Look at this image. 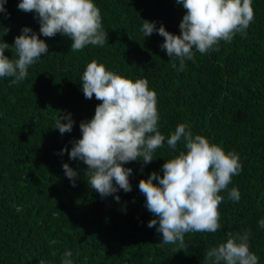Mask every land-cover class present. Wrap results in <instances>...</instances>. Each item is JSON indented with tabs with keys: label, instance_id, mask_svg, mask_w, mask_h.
Wrapping results in <instances>:
<instances>
[{
	"label": "trees",
	"instance_id": "obj_1",
	"mask_svg": "<svg viewBox=\"0 0 264 264\" xmlns=\"http://www.w3.org/2000/svg\"><path fill=\"white\" fill-rule=\"evenodd\" d=\"M93 2L108 41L75 52L70 38L40 34L36 14L20 10V0H7L6 13H0V42L13 45L29 27L48 45V53L28 68L23 81L11 84L14 78L0 77V264H62L66 251L72 252L73 264H206L207 251L224 242L227 232L248 230L250 250L264 264V228L258 224L264 219V0H253L254 20L246 36L237 33L207 54L194 50V59L185 60L182 71L179 61L173 68L161 49L164 38L156 32L145 37L141 30L143 20L156 21L157 28L162 23L179 35L186 14L182 4ZM5 55L15 58V49H5ZM92 60L133 81L148 80L157 94L158 129L166 137L150 163L124 165L133 170L131 192L121 189L104 198L88 184V166L68 154L82 136L81 121H90L101 103L82 92L81 77ZM68 113L73 129L61 134L55 121ZM180 123L237 153L242 165L220 193V228L186 233L184 249L178 243L160 246L158 223L148 227L157 218L138 187L152 172L163 176L162 165L183 149L181 142L176 151L166 142ZM64 163L77 172L75 186ZM233 187L239 190L238 202L229 199Z\"/></svg>",
	"mask_w": 264,
	"mask_h": 264
},
{
	"label": "clouds",
	"instance_id": "obj_2",
	"mask_svg": "<svg viewBox=\"0 0 264 264\" xmlns=\"http://www.w3.org/2000/svg\"><path fill=\"white\" fill-rule=\"evenodd\" d=\"M0 0V13H6ZM186 10L179 24L180 34H172L161 23L143 20L145 37L154 32L164 38L161 49L173 61H179L180 70L185 60L194 59V50L207 54L218 51L220 41L231 42L246 30L254 20L253 0H176ZM18 8L34 12L40 24V34L54 37L60 33L72 41L70 50L80 51L87 45L103 46L108 41L103 30L100 9L93 0H20ZM7 33V29L4 35ZM15 49V58L5 55V49ZM48 53V45L24 27L14 44L0 42V77H11L18 84L28 75V68ZM82 79V92L86 99L93 96L101 101L90 121H81L80 139L73 141L68 152L70 159L86 164L88 184L102 198L123 190L132 191L129 177L132 169L124 167L132 161L150 163L156 149L164 146L166 137L158 129L157 94L150 90L146 78L135 81L106 69L92 60L87 64ZM11 86V85H10ZM61 121H66L62 123ZM74 121L70 113L61 114L55 127L61 134L71 132ZM167 145L183 149L162 165L163 176L152 172L139 181V191L146 198V208L157 219L148 222L162 234L160 246L177 244L187 247L185 234L191 232L215 233L220 228L219 205L232 177L242 170L240 158L234 151H225L205 136L190 131L187 123H180L167 138ZM68 151L67 148L61 150ZM65 175L75 186L77 172L67 163L62 165ZM156 181V183H154ZM229 199L239 201L235 187L228 191ZM116 201L120 197L115 196ZM264 228V219L258 221ZM250 230L227 232L224 242L207 251L206 264H258L257 255L250 250ZM72 252L66 251L62 264H73ZM39 264H45L43 260Z\"/></svg>",
	"mask_w": 264,
	"mask_h": 264
}]
</instances>
